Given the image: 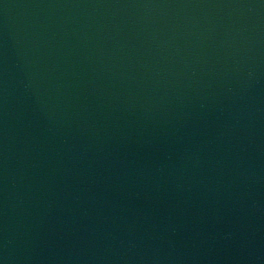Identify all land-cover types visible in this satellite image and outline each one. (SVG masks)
I'll return each mask as SVG.
<instances>
[{"label": "water", "instance_id": "water-1", "mask_svg": "<svg viewBox=\"0 0 264 264\" xmlns=\"http://www.w3.org/2000/svg\"><path fill=\"white\" fill-rule=\"evenodd\" d=\"M0 264H264V0H0Z\"/></svg>", "mask_w": 264, "mask_h": 264}]
</instances>
